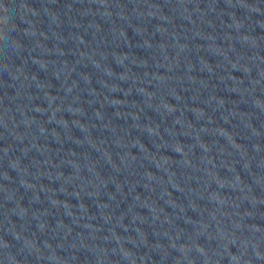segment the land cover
<instances>
[{"label": "water", "instance_id": "1", "mask_svg": "<svg viewBox=\"0 0 264 264\" xmlns=\"http://www.w3.org/2000/svg\"><path fill=\"white\" fill-rule=\"evenodd\" d=\"M0 264H264V0H0Z\"/></svg>", "mask_w": 264, "mask_h": 264}]
</instances>
